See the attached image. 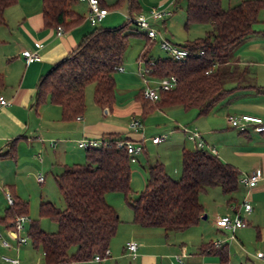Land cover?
Returning a JSON list of instances; mask_svg holds the SVG:
<instances>
[{"label":"trees","instance_id":"trees-1","mask_svg":"<svg viewBox=\"0 0 264 264\" xmlns=\"http://www.w3.org/2000/svg\"><path fill=\"white\" fill-rule=\"evenodd\" d=\"M17 2L0 0V25L5 24V10ZM40 2L44 27L57 30L60 26L64 31L84 19L74 9L78 0ZM98 2L106 11L123 5L128 16L141 12L139 0H116L110 5L105 0ZM221 2L185 0L184 27L187 29L191 24L201 23L209 24L211 28L203 36L180 44L189 51L184 61L170 57L145 60L154 62L149 68L150 77L160 79L175 75L177 86L170 91H161L156 102L143 99L141 90L136 94L143 108L140 114L142 123L152 111L171 106H180L185 112L196 110V117L206 116L226 101L230 90L225 88V84L236 75L235 68L232 69L233 53L237 45L256 32L254 26L258 22L259 11L264 8V1L242 0L228 7H223ZM176 3L177 0L173 1ZM137 30L125 19L115 26L95 25L83 34L75 47L40 76L35 107L45 102L56 104L61 108L62 119H75L85 111L86 87L92 84L93 102L102 109H110L115 101L114 72L122 66L129 36L144 37L147 42H152L144 32ZM144 56L142 53L139 58ZM214 63L216 66L212 68ZM103 137L111 140V146L85 149L83 163L65 164L55 175L64 207L58 208L49 201L39 203V217L51 219L56 224V231H44L38 219L29 221L26 236L34 248L42 250L44 264H76L90 261L95 255L102 259L108 256L110 241L120 222L118 212L106 200L110 193L123 196L131 210L133 223L142 227L184 231L197 224L203 214L200 194L208 188L218 187L224 195L238 189L241 173L234 165L207 148L194 146V149L181 150L177 180L165 171L162 162L155 161L147 168L143 189L132 197L131 163H136L138 154L136 161L131 162L126 151L113 143L119 137ZM14 141L2 155L12 154ZM13 200L0 217V225L7 229L11 228L16 216L28 214L27 201L14 197ZM201 250L217 256L220 263L228 260L226 246L214 247L209 243Z\"/></svg>","mask_w":264,"mask_h":264},{"label":"crops","instance_id":"crops-1","mask_svg":"<svg viewBox=\"0 0 264 264\" xmlns=\"http://www.w3.org/2000/svg\"><path fill=\"white\" fill-rule=\"evenodd\" d=\"M143 1L142 5L139 0L141 12H148L151 8L169 7L173 4V0H159L160 2L155 6H150L148 5L150 0ZM241 1L234 0L232 2L235 3L231 4L230 2L229 6ZM77 3H81V11L78 9ZM77 3L74 5V9L84 19L74 27L64 30L61 35H57L56 28L43 26L40 0H18L4 12L5 24L0 25V76L2 79L0 95L8 101V105L0 106V189L3 196L4 190L8 189L14 198L22 199V188L25 185V179L27 180L30 175L34 176L35 182L38 183L36 177L42 174L44 180L42 183H38L41 185L45 183L47 173L54 180L63 165L83 163L85 151L80 149L76 143L82 137L112 135L134 142L140 141L143 137L142 134L130 130L128 124L125 127L119 125L121 121L119 116L125 112H122L118 104H114L110 109H102L95 103V108L93 106L86 108L85 102V111L80 120H76V118L62 119L61 108L56 104L45 102L38 107L34 105L40 76L75 47L83 34L91 30L86 16L88 13L87 3L84 1ZM123 12L126 17L125 7H123ZM108 15L109 11L100 22H103ZM166 21L167 18L161 23L166 25ZM102 24L110 26L112 23ZM254 28L256 32L242 42L233 54L232 69L235 68L236 75L225 84V88L230 90L226 101L206 116L196 117V114L192 113V117L190 116L188 119L191 118L197 127L195 130L200 132L206 145L212 146L216 150L220 159L234 165L241 174L259 170L264 176V134L253 131L242 133L230 127L226 122L228 127L225 130L232 133L231 137L238 144L220 145L219 150L221 151H218L214 146L216 143L214 134L223 125L219 121H226L227 115L246 113L264 119V8L259 11L258 22ZM23 50L36 52L40 59L26 63L21 56ZM126 78L131 79L130 77ZM136 94L135 98L138 99ZM138 101L140 100L138 99ZM179 109L183 110L171 106L152 111L143 119L144 130L147 121H151L149 124L157 130L166 128L168 124V127L172 125L173 128L162 133L166 139L172 138L175 131L187 139L185 133L181 132L180 128L178 129L175 122L177 113L175 111ZM137 110V107L132 106L126 112L128 120L133 115L142 114V104L138 113H136ZM109 117L113 119L109 121L107 119ZM123 132L125 135H120ZM13 139L15 141L11 150L12 154L2 155L10 148V142ZM178 146H180L181 153V150L185 148L184 141ZM140 155L141 153L137 158ZM136 162L139 163V160L137 159ZM173 171L175 172V169ZM133 179V177L130 178L131 189L136 188L133 185ZM239 185L243 192L237 197L233 194L238 189L227 194V196H231L229 197L231 200L228 199L223 203V206L219 207L215 214L216 218L226 214L240 215L244 222L242 227L234 230L235 238L227 239L222 245L228 249L226 263H220L217 256L201 250L206 244L221 238L219 235L203 242L206 235L199 225L203 220L201 217L197 224L184 231H175L170 237L169 234L172 233L163 228L142 227L133 223L131 221L132 213L122 210V204L125 203L123 196L114 193L108 194L106 200L118 212L120 222L110 241L109 254L102 261L105 264H231L229 262L231 244L232 249L234 247V250H241L244 255L246 260L241 264H264L255 256L257 251L264 252V183L260 181L249 189L242 184ZM210 189L212 188H208L204 193ZM242 200H246L251 205L250 211H245L243 205L242 207L238 204L235 205L237 201L241 202ZM6 207L0 211V217L3 216ZM203 214L206 217L208 215L205 207ZM27 225L29 226V223ZM0 232L2 236L14 243L5 225H0ZM187 232L189 235L181 236ZM222 232L229 234L224 230ZM25 233L27 234L24 230ZM228 236L226 235L222 240ZM193 240L195 243H192L190 247L187 242L191 243ZM128 242L136 244L135 256H132L128 251L126 247ZM245 248L250 253H247ZM5 251L11 253L12 249H6L0 245V254L6 253ZM176 257L180 258V261ZM92 261L101 262L90 260V262ZM20 264L27 263L23 261Z\"/></svg>","mask_w":264,"mask_h":264},{"label":"rangeland","instance_id":"rangeland-1","mask_svg":"<svg viewBox=\"0 0 264 264\" xmlns=\"http://www.w3.org/2000/svg\"><path fill=\"white\" fill-rule=\"evenodd\" d=\"M108 5L114 3L116 0H105ZM146 1V0H145ZM175 1V0H173ZM221 4L223 7H228L234 0H221ZM141 4L143 5L144 1L140 0ZM159 0H150V3L148 5L155 6L157 3H159ZM165 4V3H164ZM167 4V3H166ZM81 3H77L78 9L81 11ZM149 6V7H150ZM148 7V6H145ZM146 9V8H144ZM170 10L172 11L171 16L167 17L166 25H163L161 21L154 22L153 26L158 31V33L163 37L168 39L174 44L180 45L183 43V41L192 40L196 37L203 36L207 30H209L211 27L209 24H191L187 29L184 27L185 24V0H177L176 4H172L170 6ZM123 5L118 8H109V15L104 19L103 22H99L98 26H104L102 23H112L110 26H115L120 23H122L126 17H124L123 14ZM119 14V15H117ZM135 15V14H134ZM87 16V15H86ZM169 18V19H168ZM171 21V22H170ZM90 29H92L94 26L90 25L88 23ZM131 31V30H130ZM138 32H143L142 30L138 29ZM247 40V39H246ZM245 40V41H246ZM244 42V41H243ZM238 48V45L236 49ZM235 52V51H234ZM145 53V56L141 59L139 58L140 54ZM234 54V53H233ZM164 58L168 57L167 53L164 52L159 45V36L155 41L147 42L144 37L139 36H129L128 39V46L124 52L123 55V61L121 63L122 67L124 68V71H115L114 72V79L116 83V89H115V102L114 104L120 107L122 112H125L124 114L119 116V120L121 126L125 127L127 126L129 120L128 116L126 115V112L130 110L132 106L137 107V109H140V101L135 98V94L142 90L144 87V82L142 81V78L139 75V71L142 69H145V60L151 59V58ZM147 77H150L148 74ZM126 77H130L131 79H127ZM150 80V86H154L155 84L152 82L150 78H147ZM85 102H86V108L87 106L90 108L94 106L93 102V85L89 84L86 87L85 92ZM89 104V105H88ZM113 104V105H114ZM112 105V106H113ZM175 108H181L180 106H175ZM138 110L136 113H138ZM175 122L178 125V129L180 126H186L189 130L194 131L197 129L194 122L191 120V118L188 119V117L191 116L193 113L196 114V110H190V111H183L179 109L178 111H175ZM135 113V114H136ZM186 114V115H185ZM193 115V116H194ZM140 116V115H139ZM105 117V116H104ZM192 117V116H191ZM131 118V117H130ZM195 118V116H194ZM109 121H111L113 118L109 117L107 118ZM149 123L146 122V129L144 130V125L142 129H139V134H142L143 136V142L142 145L144 147L143 152H141V155L137 158L139 160V163H131V172L133 179V185L136 186L135 189H133L132 197H135L139 191H141L145 185V181L147 178V168L150 164L154 163L155 161L162 162L165 166V171L173 178L178 179L180 176V169H181V154H180V146L181 143L184 141V146L186 149H194V144L191 141H188L184 138V136L179 133L178 131H175V134L172 136V138H163V140L160 141V143H153L151 141L152 137L155 135H161L163 132L167 130H171L173 127L170 125L168 127V124L166 125V128L162 130H157L154 126H151ZM219 123H222L223 125L218 128L219 131H217L214 134V138L216 140V143H214L215 148L219 150V146L223 144L228 145H237L238 143L235 142V140L231 137L230 131L225 130L227 126L226 121H219ZM181 130V129H180ZM233 130V129H230ZM182 132V131H181ZM125 132L123 134H120L124 136ZM167 140V141H166ZM84 150V149H83ZM83 152V151H82ZM220 157V156H219ZM175 169V172L173 171ZM29 175V174H28ZM26 178V177H25ZM24 187L22 188L23 191V198L21 200L28 202V218L29 219H38L39 226L41 229H43L46 232H54L56 231V224L47 217H39L38 215V207L40 201H50L55 204L58 208L64 207V201L61 196V194L58 191V188L55 184V181L53 180V177L47 173L45 176V183L44 184H38L35 182L34 176H29V178L24 183ZM241 185H239V188L236 192H234L233 196L237 197L240 193H242ZM4 197V198H3ZM229 197L222 194L220 189L218 187L212 188L207 191V193H202L199 196L200 202L204 205L205 209L208 211V215L205 219L201 220L199 225L202 227L203 232H205L206 237H204L203 242L209 241L210 239H213L220 235L221 238L219 240H222L226 235V232L217 231L219 229L215 226V214L219 210V207L223 206V203H225ZM244 197V196H243ZM5 196L1 194L0 189V211H2V208L5 206H8V203L6 202ZM238 199V198H237ZM240 199V198H239ZM122 202L123 199H122ZM243 205V200L241 202H236L235 205ZM123 211L125 212H131L130 209L127 207L125 203L122 204ZM234 205V206H235ZM1 213V212H0ZM28 222L25 223V232L28 231ZM157 230V229H152ZM170 233L169 236L171 237L173 235V230H168ZM189 235V232L185 233L181 236ZM215 241V240H214ZM213 242V241H211ZM192 243H195L194 240L191 241V243L187 244L191 247ZM201 243V242H199ZM199 247V246H198ZM230 252H229V262L231 264H241L242 262H245L244 255L242 254L241 250H234V247L232 249V245L230 244ZM248 251L246 248L244 249ZM6 252V251H5ZM255 253V252H254ZM6 254L9 256H18V259L21 263L26 262L27 264H44V257L42 250L40 248H34L30 242L25 246H21L20 250L17 252L14 249H12V252H6L1 253ZM0 254V255H1ZM101 262H90V261H83L78 262L77 264H105L104 261ZM1 264V263H0Z\"/></svg>","mask_w":264,"mask_h":264},{"label":"built area","instance_id":"built-area-1","mask_svg":"<svg viewBox=\"0 0 264 264\" xmlns=\"http://www.w3.org/2000/svg\"><path fill=\"white\" fill-rule=\"evenodd\" d=\"M84 1L88 6L87 20L93 26L97 25L107 14V11L100 7L98 0H78ZM171 14V10L169 7H157L151 8L148 12H139L132 16H126V19L135 27L142 30L146 36L155 41L159 36V45L160 48L167 53L168 57L175 61H184L188 55L189 51L180 45L174 44L166 38H163L158 31L152 26V22L157 20H164ZM63 30L60 26L57 27V35H61ZM202 54V51L199 52ZM21 56L26 63H30L36 60H39L40 57L36 52L23 50L21 52ZM153 60L145 61V69L139 71V75L144 82V87L141 90V94L143 99L156 102L160 98L161 91H170L173 90L177 86V78L175 75H169L160 79H154L152 77H147L149 75V68L153 65ZM216 64H212L211 67L214 68ZM118 71H123L122 66L117 67ZM150 78L152 82L155 84L154 86H150ZM8 105V101L0 95V106ZM81 116H77L76 120H80ZM227 124L238 130L239 132L246 133L248 131H253L258 134H264V119L260 116L252 115V114H230L226 116ZM143 123L139 115L131 116L128 122V128L134 132L142 129ZM182 132L185 133L186 138L193 142L194 146L198 149L207 148L213 153H216V150L209 145H206L203 141L200 132L197 130L191 131L186 126H180ZM165 137L164 134L152 137V142L157 143L161 141ZM142 142L143 137L140 141L134 142L131 140L124 139H116L113 143H115L116 147L122 148L126 151V153L130 156L131 162L136 161V155L142 151ZM77 146L80 149L87 148H99L102 146L109 147L111 146V140L107 137H82L77 140ZM44 180L43 175L39 174L36 177V181L38 183H42ZM262 181L264 183V176L261 175L259 170H253L249 173H242L239 176V184H242L246 188H252L257 185L258 182ZM4 196L8 205L13 204V197L8 189L4 190ZM243 208L245 211L251 210V205L244 200ZM30 221L27 215H18L12 221V226L9 228V235L13 239L14 243H11L6 237L2 236L0 232V245L6 249H14L17 252L19 251V247L28 242V238L25 230V223ZM215 226L219 230H224L229 232V236L223 240H215L211 242V245L214 247H221L227 239H234V230L240 228L244 225L243 219L240 215H230L226 214L223 216H219L215 219ZM127 249L132 256H135L136 244L134 242L127 243ZM108 251H106V254ZM255 256L264 262V252L257 251ZM95 261H100L102 258L99 255H95L93 258ZM178 261L180 258L176 257ZM0 262L7 264H20L18 256H9L6 254L0 255Z\"/></svg>","mask_w":264,"mask_h":264},{"label":"water","instance_id":"water-1","mask_svg":"<svg viewBox=\"0 0 264 264\" xmlns=\"http://www.w3.org/2000/svg\"><path fill=\"white\" fill-rule=\"evenodd\" d=\"M201 218H202V219H205V218H206V216L203 214V215L201 216Z\"/></svg>","mask_w":264,"mask_h":264}]
</instances>
